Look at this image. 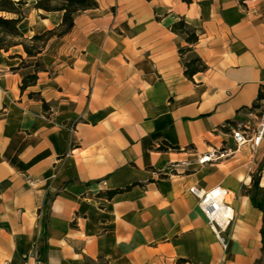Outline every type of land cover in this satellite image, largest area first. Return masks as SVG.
I'll return each instance as SVG.
<instances>
[{
	"label": "crops",
	"instance_id": "obj_1",
	"mask_svg": "<svg viewBox=\"0 0 264 264\" xmlns=\"http://www.w3.org/2000/svg\"><path fill=\"white\" fill-rule=\"evenodd\" d=\"M25 1V38L62 23ZM97 2L39 57L0 50V264H262L251 193L259 176L264 199V148L237 149L232 130L255 128L263 109L251 107L264 88V0ZM181 18L196 44L172 31ZM194 56L207 68L189 78ZM37 61L45 69L22 91ZM163 141L180 150L158 151ZM193 186L227 191V250Z\"/></svg>",
	"mask_w": 264,
	"mask_h": 264
},
{
	"label": "trees",
	"instance_id": "obj_2",
	"mask_svg": "<svg viewBox=\"0 0 264 264\" xmlns=\"http://www.w3.org/2000/svg\"><path fill=\"white\" fill-rule=\"evenodd\" d=\"M57 0H37L34 9L37 11H43L46 13L50 12H62L63 20L59 27L53 30H47L42 34H36L31 39L25 38L24 34L20 30L21 22L26 18L27 2L25 0H0V50L9 51L12 47L17 45H22L24 52L28 57H39L42 54L44 48L46 47L49 40L53 38H62L69 34L74 26L76 16L85 10L97 9L99 4L97 0H61V4L55 5ZM151 1V0H148ZM191 3L192 0H185ZM172 31L178 34H183L186 36V42L189 45H194L198 42L199 37L196 32H191L187 29V24L184 19H180L178 22L173 24ZM189 47L180 48V54L183 56L186 52L191 51ZM22 67H27L25 61L22 62ZM35 67V71L32 74L27 75L22 82L21 90L24 91L28 87L33 86L38 81V73L44 71V65L42 62L37 61L31 64ZM185 74L187 77L192 78L196 73L206 70L207 65L203 60L197 56L186 60L184 63ZM34 94H30L33 97ZM43 101V107L48 110V104ZM264 101V88H262L258 99L254 102L251 109H260L262 107V102ZM170 150H180V147L173 146L170 143L163 141L158 151H170ZM140 185L139 182H134L132 185L126 188H118L114 190H108L101 195L106 196L107 199L112 200L115 196L119 194L126 193L130 191L133 187ZM260 191V177L255 176L253 178L251 201L252 204L264 213V199L258 201L256 199L257 194ZM48 229V225H46ZM263 237V252H264V225L261 230ZM264 264V260L262 262Z\"/></svg>",
	"mask_w": 264,
	"mask_h": 264
},
{
	"label": "built area",
	"instance_id": "obj_3",
	"mask_svg": "<svg viewBox=\"0 0 264 264\" xmlns=\"http://www.w3.org/2000/svg\"><path fill=\"white\" fill-rule=\"evenodd\" d=\"M232 135L237 149L247 147L252 155H257L264 148V102L262 113L255 128L249 130L234 129L232 130ZM228 154L229 152L221 153L219 157L223 158ZM206 159L208 157L203 158L202 162ZM27 181L30 186H33L34 182L30 177H28ZM189 192L198 200L199 206L208 219L218 241L224 250H227L229 242L224 234L234 220V212L227 200V191L221 186H217L212 190H204L193 186L189 189ZM32 256H36L35 251Z\"/></svg>",
	"mask_w": 264,
	"mask_h": 264
},
{
	"label": "rangeland",
	"instance_id": "obj_4",
	"mask_svg": "<svg viewBox=\"0 0 264 264\" xmlns=\"http://www.w3.org/2000/svg\"><path fill=\"white\" fill-rule=\"evenodd\" d=\"M54 4H55V5H59V4H61V0H57ZM227 200L229 201L228 198H227Z\"/></svg>",
	"mask_w": 264,
	"mask_h": 264
}]
</instances>
